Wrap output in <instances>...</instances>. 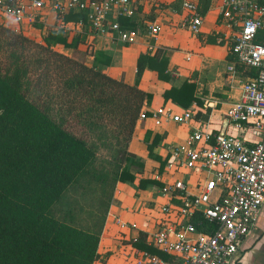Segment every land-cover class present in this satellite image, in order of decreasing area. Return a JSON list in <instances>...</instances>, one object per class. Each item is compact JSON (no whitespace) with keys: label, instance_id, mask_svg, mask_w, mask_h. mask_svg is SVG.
Returning <instances> with one entry per match:
<instances>
[{"label":"trees","instance_id":"obj_1","mask_svg":"<svg viewBox=\"0 0 264 264\" xmlns=\"http://www.w3.org/2000/svg\"><path fill=\"white\" fill-rule=\"evenodd\" d=\"M168 7L152 3L147 21L154 19L155 10ZM207 7L202 2L200 12L205 14ZM85 20L84 12L63 17L65 23ZM119 23L125 30L140 29L135 15L120 18ZM219 37L210 34L205 41L223 45ZM87 41L86 34L69 37L62 29L49 27L42 41L36 42L0 26V264H94L101 260L98 246L113 193L99 202L100 215L89 214L93 224L85 228L72 221L71 212L58 217L56 206L68 190L84 189L94 180L104 185V191L108 175L95 176L92 171L98 147L91 134L112 121L130 141L140 111L152 100L150 93L138 87L143 71L155 72L163 82L170 75L165 50L148 48L137 57L134 85L113 79L96 68L111 62L102 52L93 54L92 66L85 63L89 54L79 47ZM59 46L71 54L56 49ZM234 60L228 52L226 61L232 64ZM236 69L244 79L256 74L237 64ZM194 93L195 86L185 82L178 89L164 91L162 97L187 108L196 101ZM149 136H144L148 158L162 170L164 162L153 149L163 136L156 134L151 142ZM117 159L120 165L143 167L125 151ZM135 180L136 175L122 167L113 186ZM148 184L160 185L153 179L138 180L141 190ZM145 238L139 231L128 243L165 258L147 246Z\"/></svg>","mask_w":264,"mask_h":264},{"label":"built area","instance_id":"obj_2","mask_svg":"<svg viewBox=\"0 0 264 264\" xmlns=\"http://www.w3.org/2000/svg\"><path fill=\"white\" fill-rule=\"evenodd\" d=\"M206 1L213 9L215 0ZM138 5L141 1L0 0V26L23 35L60 28L69 37L86 34L89 41L108 37L136 45L141 31L122 29L119 19L132 18ZM216 8L217 22L229 30L226 41L235 58L227 73L236 74L237 64L256 74L242 81L238 100L229 105L218 129L210 117L198 120V109L140 111L139 121L148 119L156 127L172 123L188 128V134L170 147L163 172L155 178L160 185L152 194L158 200L146 203L151 210L148 228L142 230L145 242L165 258L128 243L136 234L120 239L115 254L123 264H232L256 226L264 203V0H218ZM69 12H84L85 22L65 23ZM204 18L197 2L181 0L180 18L171 27L198 36ZM146 25L147 36L157 40L160 21ZM248 131L258 135L256 142L245 139ZM107 217L120 228L131 226L110 211Z\"/></svg>","mask_w":264,"mask_h":264},{"label":"crops","instance_id":"obj_3","mask_svg":"<svg viewBox=\"0 0 264 264\" xmlns=\"http://www.w3.org/2000/svg\"><path fill=\"white\" fill-rule=\"evenodd\" d=\"M151 1V3L169 5L165 10L159 12L155 10L154 19L145 21V23L151 24L156 20L162 24V31L157 40L150 41L148 44L147 39L141 36L138 38V44L133 45L137 48L132 46L122 48L108 37L98 38L95 41H90L91 46L87 47L85 44L86 46L81 45L79 47L81 50H86L89 54L85 63L88 66H92L93 54L102 52L111 58V62L109 65L99 63L96 68L113 79L134 85L136 82V60L138 55L148 48L155 50L160 47V49L165 50L164 54L168 59L167 71L170 79L168 82H163L157 79L155 72L148 69L143 71L138 80V87L150 93L152 100L142 110L150 112L161 106H169L177 112L186 109H198L200 112L197 115V119L205 121L210 117L213 121L212 127L218 129L220 120L223 119V114L229 105L238 100L240 85L244 80L240 73H237V69L234 75H230L226 71L230 65L226 61V56L229 52V44L226 41V37L229 30L223 24L217 22L218 11L216 5H218V0H215L214 8L211 10L209 9L210 4L206 0H193L197 2L199 12L202 2L208 4L206 13L202 14L200 12L205 18L201 34L198 36H193L186 31L175 30L171 27L180 18L181 0ZM150 7L147 12L146 7L142 10L143 15L149 13ZM210 34L221 35L222 37L219 38L224 39V44H207L205 39ZM199 36H201V39ZM69 52L71 54V51ZM63 53L67 54V52ZM185 82L195 86L194 96L196 98V101L192 102L187 108L180 107L172 100L165 101L163 99L164 91L170 88L178 89ZM139 124L140 127H138ZM147 133L150 135L149 142L152 141L156 134L159 137L163 136L160 143L153 149V154L159 157L165 166L169 157L170 147L181 144L184 141L188 134V128L179 127L172 123L165 124L163 127H156L148 119L144 121L138 120L128 143L127 153L132 154L134 160L140 162L143 167L136 166L138 168L136 172L130 171L136 175L134 182L116 183L108 208L114 218H119L131 226L134 225L135 228L131 226L120 228L114 223L112 217H105L98 246V254L101 260L94 264H120L115 254L120 239L128 240L136 236L139 231L148 228L147 212H149L150 207L146 203L149 202L148 200H158L157 195L152 194V189L156 184H148L145 189L141 190L138 187V180L144 179L141 174L144 164L146 166L145 169L154 166V174L149 179L155 181V178L160 177L162 174L164 166L162 170H159V163L148 158L147 147L144 143V136ZM245 139L250 142H256L258 135L254 131H248L245 134ZM252 263L264 264V203L258 214L255 228L239 248L232 264Z\"/></svg>","mask_w":264,"mask_h":264},{"label":"rangeland","instance_id":"obj_4","mask_svg":"<svg viewBox=\"0 0 264 264\" xmlns=\"http://www.w3.org/2000/svg\"><path fill=\"white\" fill-rule=\"evenodd\" d=\"M138 1L139 3L141 1L142 3L141 5H138L139 8L136 11L135 17L137 18V22L140 26L139 31H141L142 37L147 39V42L149 43L152 40L146 34L147 23H145V21L148 20L147 16L149 15H143L142 10L146 7L147 12L149 10L150 5H152V1ZM26 36L32 40H35L36 42H41L44 35L43 33L33 32L27 34ZM90 44L91 42L88 40L86 44L87 47ZM116 45L122 48H129L131 46L134 48L136 47L133 45H123L120 43H116ZM56 49L62 52H67V54L70 55V52L68 50H64L60 46L56 47ZM140 124L138 127H140ZM91 141L94 142L98 147L97 158L92 168V171L95 176H98L99 174L108 175V178L105 181L104 191H102L104 185L102 187V184L96 183L97 181L94 180L92 181L89 187H85L84 189H81L80 187L76 186L68 190V192L64 194L63 198L59 201L56 206V214L58 217L61 218L65 213L71 212L73 214L72 221L76 225L81 226L83 228L91 226L93 224L91 216H89L91 212L100 215L101 211L98 210L99 202L106 200L110 196V192L114 194L116 185L113 186V180L115 175L119 173L120 169L122 167H126L127 170L132 172H136L138 170L135 165L132 166L129 163H124V165H120V162H118L117 158L120 156V153L124 151L127 152L129 141L127 142L125 131H120L119 127L117 126V123L112 121H106V125H103L96 132L91 134ZM149 164L151 165V163ZM145 167L146 166L144 164V169L141 174L144 179H149L151 176H153L155 169L154 166H150V168L146 169ZM98 218L99 216H97V219ZM117 259L120 264L123 263L122 259L118 257Z\"/></svg>","mask_w":264,"mask_h":264},{"label":"water","instance_id":"obj_5","mask_svg":"<svg viewBox=\"0 0 264 264\" xmlns=\"http://www.w3.org/2000/svg\"><path fill=\"white\" fill-rule=\"evenodd\" d=\"M226 122H227V121L225 120V121H224V125H223V126H225Z\"/></svg>","mask_w":264,"mask_h":264}]
</instances>
